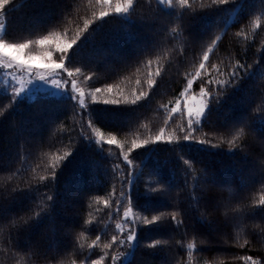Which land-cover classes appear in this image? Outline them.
Here are the masks:
<instances>
[{
  "label": "trees",
  "instance_id": "1",
  "mask_svg": "<svg viewBox=\"0 0 264 264\" xmlns=\"http://www.w3.org/2000/svg\"><path fill=\"white\" fill-rule=\"evenodd\" d=\"M173 3L179 13L176 0ZM209 3L205 0L201 7L200 0H195V11L182 19L168 15L156 0H151V10L147 4L138 9L146 22L136 16L134 23L110 16L107 22L93 25L96 31L73 65L96 73L91 81H81L86 92L113 86L111 93H97L102 97L97 102L89 99L86 103L93 124L106 138L115 135L124 144V151L133 139L154 140L161 128L166 139L180 138L179 143H149L131 152L134 183L130 186V202L120 195V180L129 171L121 163L120 150L105 145L101 151L86 138L92 134L86 119L79 115L82 109L43 91L23 96L16 105L6 108L10 101L4 92L9 88L0 81V110H4L0 116V264H71L72 260L79 264L85 257L99 259L101 249L89 250L88 246L101 234L102 248L118 232L115 224L119 221L115 215L110 220L108 215L110 211L115 213L117 201L122 210L130 207L137 219L138 246L129 249L133 253L127 258L130 264H175L176 259L190 264H243L233 260L243 255L259 258L264 264V207L252 204L253 198L259 199L264 192V134L257 130L254 112L257 105L264 104V79L258 72L264 67V3L236 0L242 7L224 6L233 10L229 13ZM5 7L6 12L0 15L6 26L5 38L15 42L63 30L69 11L73 19L98 11V6L89 5L88 0H12ZM257 19L259 27L254 26ZM173 28L179 30L178 37L172 34ZM241 28L246 37L237 36ZM217 36L221 39L210 54V64L223 69L240 60L246 66L251 64V72L257 74L226 87L219 103L209 102L207 118L193 135L197 140L209 139L220 145L213 148L184 142L186 119L173 116L166 125L168 112L161 105L175 104L189 74L197 70L199 58ZM52 59L56 60L55 54ZM149 60L151 67L146 63ZM157 65L160 75L155 77L152 74ZM150 77L156 85L148 96L135 105L125 104V99L148 90ZM202 83L203 79L194 81L195 94H199ZM112 98L120 99L121 104H103L104 99ZM242 122L249 125L242 150L230 151L224 141ZM69 150L72 155L57 168L55 181L44 182L48 187L41 185L54 196L51 218L30 220L12 229L11 222L27 219L38 202L39 193H29L25 181L47 175L52 155ZM181 156L191 161V170ZM117 163H121L122 171L114 173ZM17 185L25 191L11 192ZM113 188L114 197L110 196ZM123 191L127 194L129 189L123 187ZM105 200L113 205L111 209ZM237 206L238 211L231 210ZM172 211H178V219L184 221L179 228L170 218L154 225L140 223L145 215L151 218ZM89 219L93 223L86 225ZM124 227L127 230L128 225ZM155 240L168 243L148 248ZM245 240L251 242L250 246L241 247ZM193 242L196 247L189 257L186 246Z\"/></svg>",
  "mask_w": 264,
  "mask_h": 264
},
{
  "label": "snow or ice",
  "instance_id": "2",
  "mask_svg": "<svg viewBox=\"0 0 264 264\" xmlns=\"http://www.w3.org/2000/svg\"><path fill=\"white\" fill-rule=\"evenodd\" d=\"M264 3V0H261ZM12 0H0V15L6 12V5H10ZM157 5L161 6L162 10L167 11L168 15L176 16L178 19H182L183 16L189 12L195 11L193 9V3L195 0H176V4L179 5V13L175 7L173 0H156ZM89 5L98 6V11L93 10L90 15H84L71 18V12L69 11L66 15V23L64 24L63 30L51 31L46 35H41L34 39H25L21 42L11 41L5 38L6 26L3 22H0V69L6 70V74L11 77L12 81H19V86L10 84L9 89H5L4 95H6L10 103L6 108H11L17 104V101L22 99L24 94L31 92L33 89L37 91H43L48 93L51 97L63 100H70L73 102L75 107L82 109L79 113L82 119H86L87 128L92 135L86 137L99 146L101 151H104V146H115L120 150L121 163L124 164L128 169V176L120 180L122 185L121 197L127 201H131V185L134 183L132 176L134 162L130 159V154L134 149L141 148L142 146L148 145L149 143L167 142V143H179L180 138L177 137L175 141L171 137L167 139L164 136V128L156 134L155 139L148 137L142 141L133 139L131 146L124 151V144L120 143L115 135H109L107 138L103 131L97 128L91 117V113L88 111L89 104L86 100L97 102V93L102 91L112 92L113 86L106 85L104 88H93L87 93L84 88L80 86L81 81H91L96 75L95 72H86L81 66H73L77 56L82 55L84 47L90 42V35L95 32L96 29L93 25L98 22H107V18L110 16L122 18L126 23H134L133 16H136L140 21L146 22V17L142 16L138 9L143 5H149L151 10V0H88ZM205 0H200V5L203 7ZM235 4L236 8L242 7L241 4L236 3V0H210L209 6H216V8L222 12L229 13L233 10L231 8L224 7L226 5ZM254 26L259 27V20L254 21ZM172 34L175 37L179 36V30L176 28L171 29ZM237 36H247L244 28H241ZM221 37L217 36L212 41L211 46L203 52L199 58L197 70L194 73L189 74L190 78H187L186 86L183 88L180 96L176 98L174 105H161V108L168 112V117L165 121L167 125L168 121L173 116H180L186 119V128L184 131L183 141L184 142H196L203 145H210L213 148H219V144L213 143L209 139L197 140L193 135L197 130L195 126L201 127L204 120L207 118V112L209 111V102L215 101L219 103L221 96L224 94L226 87H234L240 80L245 77H254L257 73L251 72L252 65L246 62L242 63L240 60H235L234 63L230 62L229 65L223 69L219 64L209 63L210 54L213 53L216 48L217 42L220 41ZM55 54L56 60L51 58ZM37 59L44 62L47 66H41L34 63ZM147 66L151 67V60L147 61ZM256 63H259L257 61ZM213 71L215 75H213ZM259 75L264 79V67L258 69ZM242 73L244 75H242ZM160 75V68L157 65L155 72L152 76L158 77ZM222 76L224 79H218L217 77ZM197 79H203L204 83L200 85L199 95L201 99L195 103V96L191 95V89L194 81ZM5 83H8L7 81ZM141 82L138 80L137 84ZM156 85V80L150 77L147 81V91H141L138 94H134L132 99H125V104L135 105L141 99L148 96L151 89ZM211 89V90H210ZM103 104L105 105H116L121 104L120 99H104ZM182 103L186 107H182ZM257 115V130L264 134V104L257 105L254 109ZM4 115V110H0V116ZM249 125L246 122H242L235 133L227 138L224 142L229 145V150L241 149L247 133L245 128ZM68 131V129H63ZM83 134V128H81ZM205 136L207 134L205 133ZM72 155L71 150L65 151L62 154L57 151L51 157V162L48 165L50 171L47 175H41L38 177H32L30 180L25 181L26 189L29 193H39L38 202L35 203V207L30 209L32 213L27 219L21 217L19 221L13 220L11 222V228L16 229L20 223L27 224L30 220H41L45 218H51V208L53 206L54 196L48 191H44L41 185L48 187L44 182L55 181L57 175V168L60 164L68 159ZM109 155L111 151L109 150ZM180 159L188 169L191 170V161L184 160L181 156ZM121 163H117L113 166V172L117 169H121ZM122 171V169H121ZM19 174H22L20 170H17ZM187 172L185 176L187 177ZM187 183V179L185 181ZM123 187L129 189L128 193L125 194ZM25 188L19 185L11 188V192H24ZM157 191V189H152ZM110 196H115V188H113ZM102 198L97 197V200ZM105 205L110 209L113 205L109 204L108 200L104 201ZM197 203L199 200L197 199ZM252 204L259 207H264V192H261L259 199L253 198ZM115 213L109 212V219L112 220L113 215L119 222H116L115 227L118 232L111 236L110 240L103 245L101 248V234H97L95 240L88 246L89 250L94 248H100L103 255L99 259H89L85 257L80 260L79 264H102L104 260H108L109 264H130L127 260L128 256L133 253L129 249H135L138 246L137 240V219L136 215L132 213L130 207H120V201H117L114 205ZM232 211H238L239 206L232 208ZM131 214V215H130ZM91 215V214H90ZM180 217L178 211L172 212H161L159 215H154L149 218L147 215L143 216L140 220L142 225H154L158 221L164 218H170L171 223L174 227L179 228L183 225L184 221ZM93 221L91 219L86 220L85 224L90 225ZM127 224V230L124 225ZM259 227V226H257ZM264 232V229L261 230ZM83 235V233H81ZM166 240H155L147 245L148 248H156L167 244ZM179 243V242H178ZM251 242L245 240L241 247L250 246ZM82 247V245H81ZM184 247V245H181ZM188 255L191 257L192 250L196 247L195 243H189L187 246ZM123 248L125 251L120 252ZM111 253V254H110ZM233 260L243 261V264H262L259 258H255L251 255L235 256ZM71 264H77L76 260H72ZM175 264H190L189 261H183L176 259ZM219 264H223L220 261Z\"/></svg>",
  "mask_w": 264,
  "mask_h": 264
},
{
  "label": "rangeland",
  "instance_id": "3",
  "mask_svg": "<svg viewBox=\"0 0 264 264\" xmlns=\"http://www.w3.org/2000/svg\"><path fill=\"white\" fill-rule=\"evenodd\" d=\"M0 22H2L1 21V19H0ZM52 59V58H51ZM53 60V59H52ZM34 63H36V64H39V65H41V66H47L44 62H42V61H40L39 59H37ZM0 81L2 82V84H4L7 88H9V85L10 84H15L17 87L19 86V81H12L11 80V77L10 76H8L7 74H6V70H3V69H0ZM8 82V83H5V82ZM85 90V89H84ZM37 90H35V89H33L31 92H29V93H26V94H24V96H31V95H33L35 92H36ZM86 92V91H85ZM87 93V92H86ZM191 95L192 96H195V100L193 101V103H195V102H197V101H199L200 99H201V97H200V95L199 94H195L194 92H193V88L191 89ZM100 98H102L101 96H97V100L98 99H100ZM182 107H186V105H184L183 103H182ZM194 127H197V126H195L194 125ZM131 215V214H130Z\"/></svg>",
  "mask_w": 264,
  "mask_h": 264
}]
</instances>
